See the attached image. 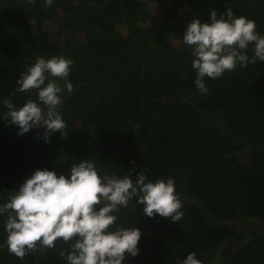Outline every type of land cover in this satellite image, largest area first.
Listing matches in <instances>:
<instances>
[{"label":"trees","instance_id":"1","mask_svg":"<svg viewBox=\"0 0 264 264\" xmlns=\"http://www.w3.org/2000/svg\"><path fill=\"white\" fill-rule=\"evenodd\" d=\"M149 1L163 6V19L137 10L140 0H0V135L15 147L0 146V206L37 169L70 178L81 160L101 176L172 178L183 204L176 224L144 215L135 199L117 214L115 226L142 232L139 254L123 264H181L193 252L202 264H264V61L205 77L202 94L183 41L193 19L210 23V11L227 7L264 35V0ZM53 56L73 60L71 93L52 78L62 88L67 136L45 142L44 128L18 135L2 119L4 101L17 109L37 101L36 90L17 92V81L37 57ZM6 220L0 215V264H67L61 253L74 240L23 260L9 253Z\"/></svg>","mask_w":264,"mask_h":264},{"label":"clouds","instance_id":"2","mask_svg":"<svg viewBox=\"0 0 264 264\" xmlns=\"http://www.w3.org/2000/svg\"><path fill=\"white\" fill-rule=\"evenodd\" d=\"M27 2L34 4L35 0ZM46 3L51 5L52 0ZM209 20L210 23H202L193 19L183 34L184 43L195 57L192 61L197 73L195 85L202 94L209 91L205 77L217 79L226 71H235L237 66L264 61V35L257 31L254 20L235 17L230 7L219 15L216 10L210 11ZM29 23L35 24V19ZM249 44H254L251 58L247 55ZM72 65L73 60L64 56L47 60L37 57L22 73L15 90H36L38 100L29 99L17 109L10 98L6 99L8 111L2 119L18 126V135L44 128L45 142H50L56 132L67 136V124L60 112L62 88L52 78L66 81L65 87L71 93L73 85L67 81ZM70 172L69 178L57 176L52 170L37 169L18 190L8 194L7 202L0 206V215L7 214L9 253L23 260L29 253L54 248L58 239L66 243L74 240L67 255L61 253L67 264H123L128 256L134 258L139 254L142 232L137 227L115 226L121 207H127L135 199L150 218L158 214L176 224L183 217V204L172 178L153 183L141 172L133 181L131 171L123 178L101 176L88 160L73 164ZM113 226L115 230H109ZM181 264L202 262L193 252Z\"/></svg>","mask_w":264,"mask_h":264},{"label":"rangeland","instance_id":"3","mask_svg":"<svg viewBox=\"0 0 264 264\" xmlns=\"http://www.w3.org/2000/svg\"><path fill=\"white\" fill-rule=\"evenodd\" d=\"M136 9L140 11H147L158 19H163L165 17V11L163 6L161 5L159 6L156 2L150 3L149 0H140ZM181 15L182 17L179 22L182 24L186 23L187 20L189 19V16L187 14H181ZM118 30H120L122 33L125 32L124 27L118 26ZM0 146L3 147L5 146L11 151H14L15 149L14 145L10 141H6V138L1 135H0ZM242 220L245 221V223H247L248 225H250V221L248 219L243 218Z\"/></svg>","mask_w":264,"mask_h":264}]
</instances>
